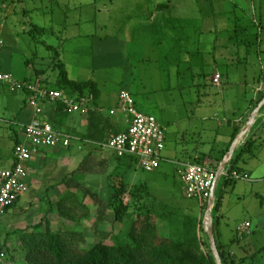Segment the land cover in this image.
Returning <instances> with one entry per match:
<instances>
[{
  "label": "crops",
  "instance_id": "0c3cea01",
  "mask_svg": "<svg viewBox=\"0 0 264 264\" xmlns=\"http://www.w3.org/2000/svg\"><path fill=\"white\" fill-rule=\"evenodd\" d=\"M179 6L180 3L172 0H132L127 6H117L115 0H0V71L10 73L15 80L21 82H31L26 78L36 74L34 81L46 79V84L41 86L53 89L55 77L51 82V77L47 76L50 64L40 57L37 47L39 43L46 51H52L44 41L45 34L52 35L60 43V59L67 57L71 51L74 56L70 61H74L78 69L74 76L67 71L68 77L82 81L79 79L82 75L83 81H94L99 91L95 100L91 95L71 96L88 101L87 112L68 114L64 123L57 128L74 138L71 145L67 148H42L27 163L24 182L34 197L29 203L36 201L35 196L41 193L44 185H48L45 194L54 196L53 200H57L55 196L63 193H76L74 186L67 188L65 179L85 158L88 170L73 176L80 184L88 182L86 178L91 174L102 173L106 167L123 171L129 169L128 165L118 163L109 149L101 147L127 127V118L118 108L121 90L130 93L141 113L156 118L152 113L154 109H169L165 126L156 118L165 128L163 161L158 169L171 171L177 176L181 193L183 190L178 174L179 163L192 162L202 157L203 163L209 167L216 163L227 147L234 128L243 127L241 123L252 100L262 91V85H245L246 82L242 85H224L228 82L227 73L218 72L217 62L213 60L214 70L209 76L210 84L219 88H236L238 101L237 107L228 117L218 119L210 107V100L213 101L214 98L209 99L208 95L207 104L203 103L201 98L207 95L204 91L205 84L197 81L199 74L192 70L193 67L204 65L199 59L201 51L198 39L190 45L188 37L176 32L178 22L182 20L170 18V11ZM17 10L22 17L12 20L10 14ZM33 26L44 28L46 32L38 37V33L29 32ZM65 43H68L67 47ZM225 48L226 54L220 56L223 66L228 69L230 64H236L238 68L245 63V60H240V55L236 56L239 51L236 52L235 45L228 44ZM210 51H214V46ZM51 56L47 55L48 58ZM27 57L31 61L26 62ZM20 58L23 61L20 62ZM33 58L36 59L33 61ZM18 74L27 76H15ZM201 75L204 78L205 72ZM215 75H220L219 84L212 81ZM185 77L189 80L186 83L183 81ZM259 86L260 91L257 92ZM248 89L251 95L247 98ZM0 105L4 109H11L8 117L0 113V167L11 168L13 146L24 138L21 126L29 123L35 114L27 104L25 91L11 92L8 86L0 89ZM205 105L212 112H205L202 108ZM55 108V101L43 103L42 113L38 118L53 124ZM259 114L258 121L251 127L246 138L261 140L264 136V111ZM220 129L224 130L221 139L218 138ZM2 141V146L8 148L7 156L2 155ZM241 144L243 143L239 146ZM243 165L242 171L250 177V181L243 182H251L254 173L252 169L255 168L244 162ZM84 179L86 180L83 181ZM87 189L98 196L97 192ZM237 194V198L242 195ZM186 202L181 207L183 213L199 218L200 209L194 210L199 207L197 201L187 199ZM244 221H249L252 226L250 219ZM218 232L221 233L220 230Z\"/></svg>",
  "mask_w": 264,
  "mask_h": 264
},
{
  "label": "rangeland",
  "instance_id": "374dc122",
  "mask_svg": "<svg viewBox=\"0 0 264 264\" xmlns=\"http://www.w3.org/2000/svg\"><path fill=\"white\" fill-rule=\"evenodd\" d=\"M172 1L180 3L181 5L170 11V18L182 20L178 22L176 28L177 34L188 37L187 40L190 45L194 43L195 39H198V45L201 51L199 59L204 65H200L201 68L197 66V68L193 67L192 70L199 74L197 81L201 82L203 85L205 84L204 91L207 95L201 99L203 103L205 102L207 104L208 95L210 96L209 99L214 98L213 101L210 100L211 106L210 104L209 106L212 107L213 114H217L218 119L223 120L237 107V90L232 87L219 88L210 84L209 76L214 70L212 64L213 60L217 62L218 72L227 73L228 82L224 85H242L244 82L247 83L245 85H256L257 75L261 70H264V0ZM129 2H132V0H115L117 6H127ZM10 17L12 20H16L20 19L22 15L21 12L17 10L16 13H11ZM240 25H244L246 29L258 34L256 49L252 50L253 52L251 51L249 56V51H246L245 43L242 44L239 41L246 37L244 33L243 36L239 35L240 31H242ZM44 41L47 45L53 47H57L60 44L56 41L55 37L47 34L44 36ZM228 44H231V46L235 45L236 52L239 51L236 56L240 55V58L246 57L245 63L238 68H236V64H230V68L228 69L226 66L222 65L220 56L223 53L224 55L226 54L227 49L225 45ZM65 46L67 47L68 43H65ZM212 46H214V51H210ZM37 47L40 57L42 56L45 62L50 64L47 69V76L51 77L52 82V78L55 77L56 72L51 68L52 56L48 58L47 55H53L54 52L46 51L39 43ZM66 56L67 57L62 58L61 61L63 63L65 62L66 71H69V73L74 76L78 68L74 61H70L74 58L72 51ZM29 57L27 58L31 61ZM35 59L36 58H33V61ZM19 60L21 62L23 58ZM203 72H205L204 78H202L203 76L201 75ZM24 75L18 74L15 76L23 77ZM83 78L82 75L79 77L80 80H83ZM183 81L186 83L189 80L185 77ZM246 94L247 98L251 95L249 89L246 91ZM209 106L205 105L202 106V108L205 112H212L208 110ZM188 109L191 110L189 107ZM168 110L169 109L166 107H161L159 110L154 109L152 111L163 126L166 125ZM9 112H11L10 107L9 109H4L0 105V113L2 116L8 117ZM179 115L180 113L177 114V116ZM259 115L258 113V116ZM222 132H224V130L220 129L219 139H221ZM256 141L251 152L243 155L240 165L244 167V162V164L246 163V165L255 168L252 169L254 173L251 182L237 181L236 187L234 186L235 184L226 186V192L220 207L221 217L219 216L220 218L217 217V219H215V222L218 221L220 224L219 228L216 223V231L220 230L222 242L225 244L228 243L229 239L236 233L238 224L244 222L246 219L251 220L252 226L250 228V233L241 240L240 246L238 244L231 245L233 252H235L238 257L252 254L264 244V136L261 137V140L256 138ZM3 143L2 141V155L7 156L8 148L7 146H2ZM87 148L86 146V149ZM79 158L80 157H78V159ZM113 162L115 163L116 161L113 160ZM121 178L130 186L145 185L150 195L146 196L143 202H145V204H151L152 206L155 205V208L167 207L173 209L174 207L178 210V208L184 207V203L187 200L184 194L181 193L178 178L173 172H166L160 169L152 172H145L138 165H134L124 171L119 168L114 169L106 167L102 173L91 174L89 178H86L88 182L81 181V184L97 192L98 198L101 200L100 204H107L112 199L111 192L113 188L111 186L117 184V180ZM47 186L48 185L42 186L41 193L36 194V201L33 203L28 202L33 196H31L30 191L26 187V190L21 196V199L17 201L15 207L8 210L3 215H0V244L5 245V247L9 249V252L4 254V258L2 257L1 261L8 262V258H10V261L23 262L24 253L14 231L30 227L38 223L45 216L53 231L62 232L66 230H75L80 232L84 237L81 244L84 248H90L93 244L100 241L110 244H123L128 242L127 229L133 217L131 211L129 212V216L123 220L122 224L113 222L112 209L106 212L104 222L98 223L96 222L98 204L88 197L84 202L88 210L76 207L69 209L68 212L66 211L67 213L63 212L65 210L59 212L58 205L56 204L58 199L65 194L63 193L58 197L55 196V198L58 199L53 200L54 196L45 194L44 192ZM233 186L235 188L234 191L232 190ZM222 188L223 180L220 176L215 191L216 196L219 195ZM76 191L78 190L76 189ZM237 193L242 195L237 198ZM128 197V194L123 196L122 199L124 203L130 199ZM260 198L263 202L262 206H260ZM39 199L42 201H38ZM199 209V207L194 208L196 211ZM199 212H202V210H199ZM165 234L166 233H162V236H165ZM254 263L264 264V255L257 257ZM246 264H249V262Z\"/></svg>",
  "mask_w": 264,
  "mask_h": 264
},
{
  "label": "trees",
  "instance_id": "16d2710c",
  "mask_svg": "<svg viewBox=\"0 0 264 264\" xmlns=\"http://www.w3.org/2000/svg\"><path fill=\"white\" fill-rule=\"evenodd\" d=\"M240 28L242 31H240L239 35L243 36L244 33L246 37L239 41L242 44L245 43L246 51L251 53L252 50L256 49L258 34L246 29L244 25H240ZM32 30L29 32L38 33V37L46 32V29L37 26H33ZM47 47L54 52L51 58V68L56 72L53 89L59 91L63 96L78 95L82 97L91 95L93 100H95L99 92L96 83L92 80L77 81L70 79L64 63L59 58L60 46L47 45ZM242 59L246 60V57L240 58L241 61H243ZM36 77L37 75L35 74L34 77L28 76L26 79L34 82ZM44 82H46V79L45 81L40 80L41 85H45L46 83ZM256 85H262V91L252 100L251 107L241 123L242 126L247 121L252 110L264 98V70H261L257 75ZM55 105V118L52 125L57 129L64 123L68 113L64 111L60 101L55 102ZM262 111H264V105L260 108L259 113ZM257 121L258 119L255 120L254 124ZM239 131L240 127L234 128L227 147L221 152L216 163L210 165V168L216 170L219 161L228 151ZM91 139L95 138L91 137ZM256 142L254 137H248L234 151L232 158L225 167L228 177L221 176L223 188L218 196L215 195L211 214L215 244L222 264H246L248 262L249 264H255L256 258L264 255L263 244L262 247L255 250L252 254L238 257L233 252L231 245L238 244L240 246L241 240L248 234L239 237L235 233L228 243L225 244L220 239L221 233L216 231V223L219 224V222H215L217 217H221L220 207L226 192V186L229 184L230 186L234 185L236 182V180L230 178V175L233 172L244 173L240 166L243 155L250 153ZM115 158L118 163L128 165L129 168L137 165V160L131 156ZM85 159L65 179L68 189L74 186L78 191L76 193H66L58 199L56 205H58L59 212L65 210L63 212L67 213L69 209L76 207L88 210L84 203L88 197L98 204L96 218L98 223L104 222L106 212L112 209L113 222L122 224L131 211L133 217L127 229L128 242L110 244L100 241L93 244L90 248H84L81 245L84 237L80 232L75 230L53 231L45 216L30 227L14 231L24 253L23 262L10 261V258H8V262L0 261V264H215L208 237L202 227V217L206 205L199 207L202 210L199 218L184 214L181 210L182 208H178V210L174 207L173 209L167 207L155 208V205L152 206L143 202V199L150 195L145 185L130 186L122 178L117 180V184L111 186L113 188L111 201L107 204H100L98 196L89 189L84 188L73 177L75 173H85V170H88L85 165ZM202 159L203 157L192 162L201 164L203 163ZM125 194H128V198H130L126 203L122 199ZM16 203L6 208L5 212L14 208ZM262 204L263 202L260 198V206ZM162 233H166L165 236H162ZM0 252L7 254L9 249L5 245L0 244Z\"/></svg>",
  "mask_w": 264,
  "mask_h": 264
},
{
  "label": "built area",
  "instance_id": "2783aa9c",
  "mask_svg": "<svg viewBox=\"0 0 264 264\" xmlns=\"http://www.w3.org/2000/svg\"><path fill=\"white\" fill-rule=\"evenodd\" d=\"M212 81L219 84L220 75H215ZM4 86H8L11 92L25 91L27 104L33 108L35 115L29 123L21 126L24 138L13 146L12 167H0V215L5 213L6 208L14 205L26 190L24 178L27 163L38 155L42 148H67L74 140L71 135L38 118L42 113L41 105L45 102L60 101L64 111L70 114L76 111L87 112L88 102L85 98L63 96L57 90L44 88L39 81H17L10 73L0 71V89ZM259 91L260 86L257 89V92ZM118 106L127 118V127L101 147L109 149L117 158L134 157L138 166L145 172L157 170L163 161L165 128L154 116L138 111L134 99L125 90L119 92ZM178 174L185 198L196 200L199 207L207 206L218 179L217 170H213L206 163L188 162L178 164ZM222 175L228 177L227 172ZM230 178L236 181H250L246 173L233 172ZM250 228L249 221L241 222L236 227V233L242 237L250 233ZM2 257L4 258V253L0 252V261Z\"/></svg>",
  "mask_w": 264,
  "mask_h": 264
},
{
  "label": "water",
  "instance_id": "95a60500",
  "mask_svg": "<svg viewBox=\"0 0 264 264\" xmlns=\"http://www.w3.org/2000/svg\"><path fill=\"white\" fill-rule=\"evenodd\" d=\"M264 105V98L261 100V102L255 107L250 115L247 118V121L243 125V127L240 129L238 134L236 135L235 139L231 143L228 152L225 154L223 159L220 161L218 167H217V173H218V179L222 175L223 172L225 171V167L227 166L228 162L230 161L235 149L239 146L240 143H243V140L248 136V133L253 126L256 117L259 113L260 108ZM218 179L216 182L215 187L212 189L209 201L207 203L206 209L203 213V218H202V227L208 237L209 244H210V250L213 255L215 264H222L216 244H215V237H214V230H213V220H212V209L214 206V201H215V190L218 184Z\"/></svg>",
  "mask_w": 264,
  "mask_h": 264
}]
</instances>
